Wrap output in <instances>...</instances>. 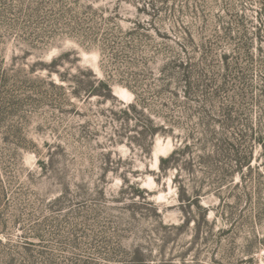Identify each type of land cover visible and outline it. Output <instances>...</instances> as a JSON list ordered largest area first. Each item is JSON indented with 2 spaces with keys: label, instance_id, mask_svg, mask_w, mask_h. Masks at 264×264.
<instances>
[{
  "label": "rangeland",
  "instance_id": "obj_1",
  "mask_svg": "<svg viewBox=\"0 0 264 264\" xmlns=\"http://www.w3.org/2000/svg\"><path fill=\"white\" fill-rule=\"evenodd\" d=\"M161 1L0 0V64L9 69L12 56L19 58L8 70L12 78L18 69L26 75L29 65L46 64L61 52L75 50L82 65L104 77L101 55L88 43L103 38L120 52L117 62H106V74L138 80L145 111L156 122L172 115L179 120L184 98L175 104L171 96L157 94L162 66L182 56L187 35L194 42L187 51L198 61L200 53L193 48L212 39L220 22L234 23L237 16H244L247 30L254 31L264 24V10L262 0ZM152 3L154 10L148 7ZM33 37L42 39L31 43ZM235 47L223 44L217 54H231ZM25 51L31 56L23 63ZM255 58L249 67L262 75L264 53ZM28 79L0 87L4 95L10 92L18 97L8 119L0 124L7 195L0 206V264H264V164L256 165L246 183L235 190L240 202L229 199L232 221H218L214 229L200 233L210 237L208 242L193 244L197 232L191 227L178 242L163 248L152 233V223L133 218L132 197L119 202L123 180L105 174L103 161L109 152L114 159L127 160L138 173L130 174V183H139L161 205L166 222H178V211L171 208L178 204L177 172L159 166L160 158L174 150L173 140L157 138L151 157L107 140L116 126L111 110L134 100L120 84H113L118 101L110 104L96 98L68 101L46 80L45 72L29 74ZM53 80L59 83L57 77ZM17 133L30 142L2 140ZM19 144L39 154L18 151ZM50 154L55 156L54 167L45 173L38 162L47 161ZM261 155L257 147L255 156ZM206 172L198 166L193 176L182 172L180 180L200 182ZM63 194L59 209L56 201ZM203 204L217 206L218 200L210 196ZM214 216L211 211V221ZM138 249L145 254L142 262L137 261Z\"/></svg>",
  "mask_w": 264,
  "mask_h": 264
},
{
  "label": "trees",
  "instance_id": "obj_2",
  "mask_svg": "<svg viewBox=\"0 0 264 264\" xmlns=\"http://www.w3.org/2000/svg\"><path fill=\"white\" fill-rule=\"evenodd\" d=\"M165 2L161 1L162 4ZM261 3V9L264 10V0ZM148 7L154 10L156 6L152 3ZM260 18L261 11L257 16V19ZM247 24L248 20L244 16H237L234 23L220 22L212 39L203 40L193 48L200 53L198 61L187 51L194 46L193 40L189 38L191 36L187 35L182 56L162 66L157 94L171 96L174 103L184 98L179 120L172 115L161 116V120L156 122L145 111L147 108L138 80L134 77L113 79L106 74V62H117L120 52L116 46H109L103 38L88 43L97 47L101 55L100 67L104 77L82 65L80 53L71 50L57 54L46 64L37 61L29 65L26 75L25 70L18 69L15 76L10 78L8 70L14 68L19 59L12 56L9 69L0 64V87L12 83L15 86L24 84L29 81V74L45 72L46 80H51L50 85L68 101L96 98L102 103L115 104L118 100L113 84L128 89L134 95V100L130 104L120 102L119 110H111L116 126L107 140L113 145L123 144L132 150H139L143 157L152 156L157 138L173 140L174 150L160 158L159 166L162 171L177 172L174 181L178 187V204L171 208L178 211V222H166L161 205L151 200L149 193L139 183H130V174L138 173L131 170L127 160L114 159L109 152L103 161L104 173H112L123 180L119 202L132 197L135 205L133 218L151 222L154 227L152 233L162 242L163 248L178 242L191 227L197 232L193 244L200 241L205 243L210 237L204 238L200 233L207 228L214 229L218 221H232L230 209L233 202H240L234 194L235 190L246 183L256 165L264 164V71L258 75L249 67L256 56L264 53V24L260 23L254 31H248ZM36 39L42 38L33 37L31 43ZM223 44H235L236 47L231 54L218 55L219 46ZM30 56L31 52L25 51L21 57L23 63ZM54 77H57L58 84L53 80ZM7 94L0 91V124L6 122L12 111L10 106L18 99L15 94ZM177 131L186 133V136L177 134ZM17 134L6 135L2 140L6 143L12 139L30 142L24 134ZM21 147L19 144L17 150L25 149L39 154L26 146ZM257 147L262 150L260 159L255 156ZM196 151L199 152L197 160L194 157ZM54 162L55 156L50 154L47 161L40 159L38 163L47 173L53 169ZM198 166L207 168L204 180L193 183L180 180L182 172L193 176ZM3 171L4 162L0 154V206L7 197L3 187ZM237 176L240 181L236 183ZM62 196L64 194L56 201L59 209L63 207L60 202ZM210 196L218 200L217 206L203 204V200ZM230 198L233 202H230ZM211 211L215 213L212 221ZM137 255V261L142 262L141 257L145 254L138 249Z\"/></svg>",
  "mask_w": 264,
  "mask_h": 264
}]
</instances>
